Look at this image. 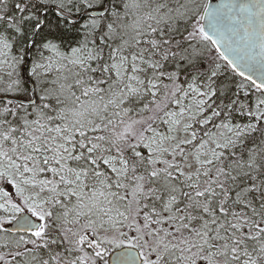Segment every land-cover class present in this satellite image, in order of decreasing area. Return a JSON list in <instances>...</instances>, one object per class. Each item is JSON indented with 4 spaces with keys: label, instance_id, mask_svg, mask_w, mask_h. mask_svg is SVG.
<instances>
[{
    "label": "snow or ice",
    "instance_id": "1",
    "mask_svg": "<svg viewBox=\"0 0 264 264\" xmlns=\"http://www.w3.org/2000/svg\"><path fill=\"white\" fill-rule=\"evenodd\" d=\"M0 264H264V0H0Z\"/></svg>",
    "mask_w": 264,
    "mask_h": 264
},
{
    "label": "water",
    "instance_id": "2",
    "mask_svg": "<svg viewBox=\"0 0 264 264\" xmlns=\"http://www.w3.org/2000/svg\"><path fill=\"white\" fill-rule=\"evenodd\" d=\"M214 2H216V3H219V2H220V0H214Z\"/></svg>",
    "mask_w": 264,
    "mask_h": 264
}]
</instances>
